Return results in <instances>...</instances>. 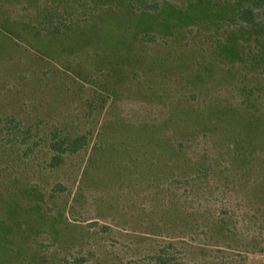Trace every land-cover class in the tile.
<instances>
[{
    "label": "rangeland",
    "instance_id": "rangeland-1",
    "mask_svg": "<svg viewBox=\"0 0 264 264\" xmlns=\"http://www.w3.org/2000/svg\"><path fill=\"white\" fill-rule=\"evenodd\" d=\"M121 1L0 0V264H264V0Z\"/></svg>",
    "mask_w": 264,
    "mask_h": 264
},
{
    "label": "trees",
    "instance_id": "trees-1",
    "mask_svg": "<svg viewBox=\"0 0 264 264\" xmlns=\"http://www.w3.org/2000/svg\"><path fill=\"white\" fill-rule=\"evenodd\" d=\"M104 3H108L109 0H102ZM123 5H125L128 8H141L144 7L147 10L150 11H158L160 10L164 3L163 0H153L151 3H144L143 5H140V2L137 0H122L121 1ZM187 3L183 6H186ZM179 6V5H175ZM106 6L100 5L98 6L95 11L97 13H100L103 9H105ZM262 8L261 6L259 7L257 4H254L251 0H243L238 3V5L235 8V16H236V21L239 23L241 26L245 27H251V28H258L261 25H263V20H262V12L260 11ZM145 40L154 41L155 38L153 39L152 35H145L144 36ZM15 119L14 118H8L6 119V122L3 124L10 132L6 133L7 137H11L8 142L11 144L14 143L15 141L18 142L20 140L19 138V132L17 129V126L15 125ZM251 121H246V124H250ZM253 122V121H252ZM258 127V126H257ZM256 127V128H257ZM2 131H4L3 126L1 127ZM0 131V135H1ZM261 136H264V129L261 133ZM60 139L57 141H51V148L55 155L53 156L51 160V167H58L61 165L64 161V156L65 155H74L80 152L81 150L85 149L88 144H89V139L86 135H80L77 137H69V136H64L63 134L59 137ZM184 142V141H183ZM179 145H175L174 150L183 152L182 146L183 143L180 141L178 143ZM174 146V145H173ZM232 146H229L231 148ZM198 166V171H201L203 168H199Z\"/></svg>",
    "mask_w": 264,
    "mask_h": 264
}]
</instances>
